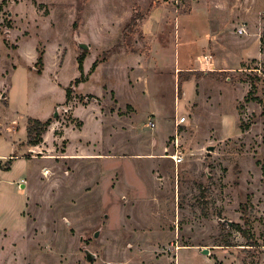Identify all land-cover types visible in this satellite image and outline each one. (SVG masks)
Masks as SVG:
<instances>
[{
	"label": "rangeland",
	"instance_id": "rangeland-1",
	"mask_svg": "<svg viewBox=\"0 0 264 264\" xmlns=\"http://www.w3.org/2000/svg\"><path fill=\"white\" fill-rule=\"evenodd\" d=\"M9 154L0 264H264V0H0Z\"/></svg>",
	"mask_w": 264,
	"mask_h": 264
},
{
	"label": "trees",
	"instance_id": "trees-1",
	"mask_svg": "<svg viewBox=\"0 0 264 264\" xmlns=\"http://www.w3.org/2000/svg\"><path fill=\"white\" fill-rule=\"evenodd\" d=\"M132 23L136 24V21L133 20ZM85 55H86V52H82L81 51L80 55L77 58L78 70L80 71L81 75H82V72H83V61L85 59ZM37 64L38 65L42 64L41 56H39V58L37 60ZM97 64L98 63H96V62L93 64V66H92L93 70L96 68ZM182 73L183 72H181L180 74H182ZM187 73H193V72H187ZM180 74H178V78H177V91H179L180 87H181V83H180V79H179L180 78ZM81 82H83V80L82 79H78V80L74 81V84L78 85ZM248 96L245 99L246 102H249ZM89 99L96 100L92 96ZM70 100H71V88L69 87V89H67V91L65 92V103H69ZM251 100L252 101H256V99H254V98H252ZM51 122H52V119H48L46 121H40L38 119L29 118L27 120V128H26V143L29 146H32V147L38 146L42 142L43 135L47 131V128L50 126ZM13 160L14 159H8L5 162L4 167H1L0 169L8 170L10 168V165H11ZM233 228H235L236 230H240V227L238 225H233Z\"/></svg>",
	"mask_w": 264,
	"mask_h": 264
},
{
	"label": "built area",
	"instance_id": "built-area-1",
	"mask_svg": "<svg viewBox=\"0 0 264 264\" xmlns=\"http://www.w3.org/2000/svg\"><path fill=\"white\" fill-rule=\"evenodd\" d=\"M178 1H181V0H174V3H178ZM202 62H200V64H208V66L210 67L211 66V63H212V58L210 55L208 56H203L202 58ZM209 70V69H207ZM185 122L184 118H179L175 120V127H178L180 126L181 124H183ZM146 127H149V128H153L154 127V124L151 122V121H148L147 124H146ZM173 148H174V151L172 154H168V155H164V157H167L169 158L173 164L176 166V165H179V164H182L183 161H184V157L183 155L178 151V143L177 141L175 140L173 142ZM169 153L168 150H166V153L167 154ZM178 249V248H177ZM176 249V250H177Z\"/></svg>",
	"mask_w": 264,
	"mask_h": 264
},
{
	"label": "crops",
	"instance_id": "crops-1",
	"mask_svg": "<svg viewBox=\"0 0 264 264\" xmlns=\"http://www.w3.org/2000/svg\"><path fill=\"white\" fill-rule=\"evenodd\" d=\"M144 23H146V22H144ZM155 24H157V23H155V22H151V24H150V28H152L153 29V26L155 25ZM158 25V24H157ZM143 27H141L142 29H145L146 28V25L145 24H143L142 25ZM151 29V30H152ZM143 34H145V36L147 35L146 33H143ZM149 35V34H148ZM154 41V40H153ZM153 41H152V43H153ZM247 54H248V50H246V49H242L241 50V52H240V56H241V58L242 59H244V60H246V58H247ZM254 58H257V57H254ZM200 63V62H199ZM202 64V63H201ZM214 64V63H213ZM212 63H211V66L213 65ZM200 65V64H199ZM187 69V70H186ZM188 69L190 70V69H193V67L191 66V67H184V68H177V69H175V73H181L182 71H186V72H192L191 70L190 71H188ZM85 70H86V68H85ZM97 100V99H96ZM101 120V119H100ZM99 120V121H100ZM149 121V120H148ZM84 125H85V123H84ZM83 125V128H82V130L84 131L85 130V126ZM96 126V125H95ZM145 127H146V124H145ZM80 133H82V132H80ZM44 141H45V137H44ZM69 151H70V148H69ZM83 156H87L88 157V155H86L84 152H82V151H78V155L76 156V154H75V156H69V157H67L66 159H64V160H70V159H73V158H79V157H83ZM151 155L149 154L148 155V157H150ZM162 156V157H161ZM12 157V155L11 154H9V155H7V156H3L2 158V160H4V159H9V158H11ZM159 158L161 157V158H163L164 157V155H159L158 156ZM189 248V247H188ZM178 249H181V248H178ZM199 250V249H198ZM201 251H202V248L200 249V253H201ZM202 255V254H201Z\"/></svg>",
	"mask_w": 264,
	"mask_h": 264
},
{
	"label": "water",
	"instance_id": "water-1",
	"mask_svg": "<svg viewBox=\"0 0 264 264\" xmlns=\"http://www.w3.org/2000/svg\"><path fill=\"white\" fill-rule=\"evenodd\" d=\"M77 47L82 51V52H86L89 50V46L87 45V43L85 42H77ZM63 111V112H67L69 110V108H65L63 106H57L53 112V118H57L58 114L60 111ZM207 151L208 152H212L213 151V148L212 147H208L207 148ZM228 227H231V222H228L227 223ZM98 236V233H94V237H97ZM201 254L202 255H208L209 254V251L207 249H202L201 251ZM85 256H86V261L87 262H91L95 256L91 253H89L88 251H85Z\"/></svg>",
	"mask_w": 264,
	"mask_h": 264
},
{
	"label": "flooded vegetation",
	"instance_id": "flooded-vegetation-1",
	"mask_svg": "<svg viewBox=\"0 0 264 264\" xmlns=\"http://www.w3.org/2000/svg\"><path fill=\"white\" fill-rule=\"evenodd\" d=\"M72 89H74V87H73ZM86 99H87V98H86Z\"/></svg>",
	"mask_w": 264,
	"mask_h": 264
}]
</instances>
